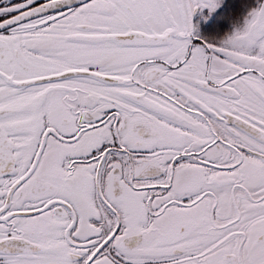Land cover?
I'll list each match as a JSON object with an SVG mask.
<instances>
[{"label": "snow or ice", "instance_id": "snow-or-ice-1", "mask_svg": "<svg viewBox=\"0 0 264 264\" xmlns=\"http://www.w3.org/2000/svg\"><path fill=\"white\" fill-rule=\"evenodd\" d=\"M226 2L0 0V264H264V0L202 39Z\"/></svg>", "mask_w": 264, "mask_h": 264}, {"label": "flooded vegetation", "instance_id": "flooded-vegetation-1", "mask_svg": "<svg viewBox=\"0 0 264 264\" xmlns=\"http://www.w3.org/2000/svg\"><path fill=\"white\" fill-rule=\"evenodd\" d=\"M247 0H227L225 6L215 13L208 9L198 10L193 18V23L198 28V35L210 42L220 41L235 30V21L243 15V4Z\"/></svg>", "mask_w": 264, "mask_h": 264}]
</instances>
